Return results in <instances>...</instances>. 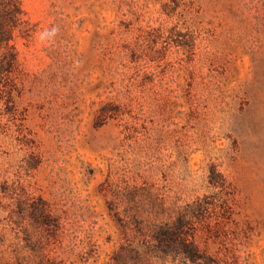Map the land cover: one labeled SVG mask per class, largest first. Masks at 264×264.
<instances>
[{"label": "rangeland", "instance_id": "374dc122", "mask_svg": "<svg viewBox=\"0 0 264 264\" xmlns=\"http://www.w3.org/2000/svg\"><path fill=\"white\" fill-rule=\"evenodd\" d=\"M21 1L36 27L0 92V264H193L149 245L206 197L199 264H264V0Z\"/></svg>", "mask_w": 264, "mask_h": 264}, {"label": "trees", "instance_id": "16d2710c", "mask_svg": "<svg viewBox=\"0 0 264 264\" xmlns=\"http://www.w3.org/2000/svg\"><path fill=\"white\" fill-rule=\"evenodd\" d=\"M35 27L36 25L30 20L21 0H0L1 93L11 96L12 91L17 87L16 75L21 67L15 44L17 32H21L26 38H29L34 33ZM210 184L212 187H227L226 178L215 167L211 171ZM214 202L213 197L211 199L206 197L181 209L176 218L158 223L152 231L150 248L152 250L154 248L153 251L162 257H181L184 263L190 261L193 264H199L202 260L208 259L209 257L197 240L196 231L198 228L196 224L199 220H206ZM222 206L230 212L227 201H224ZM33 219L39 224L53 226L56 224L57 218L51 208H34ZM123 226L126 233L127 227L124 224ZM128 252L138 254V250L132 244H128L122 247L117 256L122 259ZM45 264H62V262L49 257Z\"/></svg>", "mask_w": 264, "mask_h": 264}]
</instances>
